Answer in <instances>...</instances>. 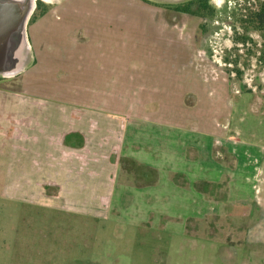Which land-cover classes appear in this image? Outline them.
Segmentation results:
<instances>
[{"label": "rangeland", "instance_id": "374dc122", "mask_svg": "<svg viewBox=\"0 0 264 264\" xmlns=\"http://www.w3.org/2000/svg\"><path fill=\"white\" fill-rule=\"evenodd\" d=\"M45 2L0 76V264L263 254L264 0Z\"/></svg>", "mask_w": 264, "mask_h": 264}, {"label": "water", "instance_id": "95a60500", "mask_svg": "<svg viewBox=\"0 0 264 264\" xmlns=\"http://www.w3.org/2000/svg\"><path fill=\"white\" fill-rule=\"evenodd\" d=\"M35 1L0 0V76L2 77H13L23 72L32 62L27 24L35 7Z\"/></svg>", "mask_w": 264, "mask_h": 264}, {"label": "flooded vegetation", "instance_id": "af4514ba", "mask_svg": "<svg viewBox=\"0 0 264 264\" xmlns=\"http://www.w3.org/2000/svg\"><path fill=\"white\" fill-rule=\"evenodd\" d=\"M42 1L43 0H36L35 1V7L33 9L31 16H30L28 24H29L30 20L32 19L34 13L39 10V8H38L39 2L42 3V6L49 4V2H45V1L42 2ZM149 1H151V0H149ZM200 1L201 0H162V3L166 5V7H164V10H168L170 12H174V13H178V14L194 15L192 13H195V12L196 13H202L201 11H208L209 12V10H210L209 6H207L205 8L199 7ZM202 1H206L207 5H208L209 0H202ZM170 4H173L174 7H173V5H170ZM262 19L264 21V13L258 12L256 15V20L258 21V23L261 24L260 21H262ZM28 24H27V26H28Z\"/></svg>", "mask_w": 264, "mask_h": 264}, {"label": "crops", "instance_id": "0c3cea01", "mask_svg": "<svg viewBox=\"0 0 264 264\" xmlns=\"http://www.w3.org/2000/svg\"><path fill=\"white\" fill-rule=\"evenodd\" d=\"M131 121L130 120H127L124 124H121V127H122V129H123V131L126 133V125L127 124H129ZM123 159H129V158H127V157H124ZM117 161V168H118V172H119V166H120V164H119V160H116ZM150 168H152V167H150ZM153 169V168H152ZM181 175V174H180ZM184 182V181H183ZM193 219H189L187 222H189V221H192ZM210 223H212V221L210 222ZM212 226V225H211ZM214 227L212 226V231L214 230L213 229ZM187 233H188V231H186ZM241 232V231H240ZM189 233H193V232H189ZM244 232H241L240 233V236H239V241H240V243H242V241L244 240V239H242V236H246L245 234H243ZM228 238L230 239V235L228 236ZM227 238V239H228ZM252 254H253V256H257L251 263H248V264H264V259L262 258L263 256L262 255H264V253L262 254L260 251H255V250H253L252 251ZM247 260H245V262H246Z\"/></svg>", "mask_w": 264, "mask_h": 264}, {"label": "trees", "instance_id": "16d2710c", "mask_svg": "<svg viewBox=\"0 0 264 264\" xmlns=\"http://www.w3.org/2000/svg\"><path fill=\"white\" fill-rule=\"evenodd\" d=\"M202 1V0H201ZM199 2V7H207L208 5H207V3H206V1H202V2ZM42 6V3L41 2H39V4H38V8H40ZM201 10V9H200ZM192 14H194L195 16H198V17H201L203 14L202 13H192ZM259 16V15H258ZM33 18V17H32ZM252 21V20H251ZM254 21V20H253ZM261 22V24H263V19H262V21H260Z\"/></svg>", "mask_w": 264, "mask_h": 264}, {"label": "bare ground", "instance_id": "6f19581e", "mask_svg": "<svg viewBox=\"0 0 264 264\" xmlns=\"http://www.w3.org/2000/svg\"><path fill=\"white\" fill-rule=\"evenodd\" d=\"M44 1H47V0H44Z\"/></svg>", "mask_w": 264, "mask_h": 264}]
</instances>
